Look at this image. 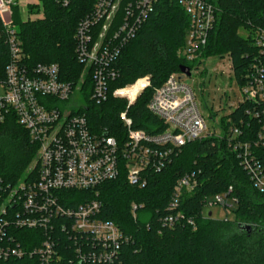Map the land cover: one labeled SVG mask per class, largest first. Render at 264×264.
Returning <instances> with one entry per match:
<instances>
[{
    "label": "trees",
    "instance_id": "16d2710c",
    "mask_svg": "<svg viewBox=\"0 0 264 264\" xmlns=\"http://www.w3.org/2000/svg\"><path fill=\"white\" fill-rule=\"evenodd\" d=\"M95 1L70 0L63 6L55 0H41L42 7L31 10L33 17L21 20L19 12L13 17L18 25L23 65L31 69L38 64H57L61 79L78 86L77 94L82 101L74 111L87 116L92 131L108 133L121 145L127 140V126L121 119L123 112L134 130L156 134L166 128L149 111L148 102L154 90L171 73L179 72L180 66L192 69L210 55L227 54L231 73L241 88L248 76L252 77L254 64L259 59L264 63V56L254 43V33L264 31V0H207L215 8V21L201 58L194 62L186 61L183 55L188 15L177 0H156L134 36L119 46L118 54L109 64L115 76L106 81L108 96L97 101L91 98V68H85L76 58L74 36L76 26L92 12ZM124 9L122 4L116 21ZM101 26V22L95 24L94 39ZM239 29L245 30L246 35H240ZM8 61V47L1 31L0 81L4 79ZM144 76L149 77L150 86L131 105L128 106L126 99L112 95L114 89ZM262 106L240 98L234 109L218 121L210 109L209 117L219 126L220 134L216 135L213 130L209 136L174 149L162 168L145 170L144 186L128 182L122 166L116 179L94 190L63 191L69 201L62 202L73 205L99 200V217L115 222L128 237L119 252L123 264H264V191L253 187L248 172L227 142L233 126L240 129L237 138L241 141L256 139L264 125ZM37 148L15 114L6 112L0 124V179L10 186L21 179L28 180L35 172L32 165ZM256 154L257 164L264 169V147L257 149ZM187 172L194 173L197 185L182 194L175 208L168 209L176 180ZM229 186L232 190L227 196L232 199L230 209L234 218L215 219L209 212L205 215L206 199L226 192ZM132 204L138 206L135 217ZM138 211L142 212V218ZM176 211L184 218L172 225L162 221L165 215ZM8 230L27 252L43 240L39 229L11 226ZM67 257L66 264H78L69 261H75L72 251ZM0 264L39 262L34 255L26 253L22 257L0 259Z\"/></svg>",
    "mask_w": 264,
    "mask_h": 264
},
{
    "label": "built area",
    "instance_id": "2783aa9c",
    "mask_svg": "<svg viewBox=\"0 0 264 264\" xmlns=\"http://www.w3.org/2000/svg\"><path fill=\"white\" fill-rule=\"evenodd\" d=\"M28 1L0 0V34L3 31L9 52L5 76L0 81L4 87V93L0 95V124L6 112H13L38 147L32 165L35 172L28 180L21 179L10 186L0 179V259L29 253L39 264H66L67 254L72 251L75 261L69 259L70 262L123 264L119 252L128 237L115 222L99 217V200L66 204L62 201L68 202L69 198L62 194L63 191L94 190L116 179L122 166L128 182L144 186L148 167L162 168L174 149L211 135L212 127L218 125L215 121L212 126L207 125L192 88L184 81L186 75L180 78L181 73L175 72L154 90L148 102L149 111L165 124L163 131L147 134L134 130L125 112L121 119L127 126V140L122 145L108 133L92 131L84 113L75 112V108L60 107V103L67 102L77 93L78 86L61 79L57 64H38L29 69L22 63L21 41L13 10L20 9L21 20H26L29 15L22 7L27 6ZM55 1L65 6L70 0ZM155 1L96 0L92 12L76 26V58L85 68H91L92 99L107 98L106 81L115 76L109 64L118 54L119 46L134 36ZM177 1L189 17L183 55L186 61L194 62L201 58L215 21V8L207 0ZM122 4L123 15L116 21ZM98 22L102 26L94 39L92 30ZM254 38L264 56V31H256ZM253 69L252 77L248 76L241 86V100H249L258 106L262 104L264 117V63L259 59ZM149 86L148 76L139 77L132 84L114 89L112 95L126 99L129 106ZM214 132L219 135L220 128ZM230 134L229 146L237 153L253 187L263 192L264 169L257 164L256 150L264 147V125L256 139L241 141L237 138L241 131L234 126L230 127ZM196 185L193 172L181 175L173 186L172 200L167 208H175L182 194L192 191ZM231 190L229 186L226 192L214 195L211 203L206 199L205 204H222L230 209L228 200L232 199L227 194ZM137 208L132 204L134 217ZM183 218V214L176 211L165 215L162 221L172 225ZM188 222L191 223V219ZM11 226L39 229L43 232V240L27 252L9 233Z\"/></svg>",
    "mask_w": 264,
    "mask_h": 264
},
{
    "label": "rangeland",
    "instance_id": "374dc122",
    "mask_svg": "<svg viewBox=\"0 0 264 264\" xmlns=\"http://www.w3.org/2000/svg\"><path fill=\"white\" fill-rule=\"evenodd\" d=\"M41 7V0H30L27 6H23L22 9L31 18L34 16L33 12ZM18 12H21L18 8H16V11L13 10V16L18 15ZM238 32L240 35H246V31L243 29H239ZM230 67L227 54L224 56L218 54L210 55L199 64H195L190 76L184 78V81L192 88L197 104L209 127L214 124V121L209 117L210 109L216 113L215 120L218 121L221 116L234 109L241 98L240 85L231 73ZM131 90L134 92L135 89ZM3 93L4 87L0 83V95H3ZM81 101L79 94L75 93L67 102L60 103V107L77 108ZM212 129L218 132L219 126L215 125ZM207 201L211 203L213 196H209ZM228 204L232 205V201L228 200ZM208 212L215 219L231 220L234 218L232 210L228 207L225 208L222 204H205L203 213L206 215ZM137 214L141 218L143 217L141 211H138Z\"/></svg>",
    "mask_w": 264,
    "mask_h": 264
},
{
    "label": "water",
    "instance_id": "95a60500",
    "mask_svg": "<svg viewBox=\"0 0 264 264\" xmlns=\"http://www.w3.org/2000/svg\"><path fill=\"white\" fill-rule=\"evenodd\" d=\"M179 72L181 73L180 78H183L184 75L190 76V74H191L190 69L187 66H180ZM209 215H210V213H209Z\"/></svg>",
    "mask_w": 264,
    "mask_h": 264
}]
</instances>
